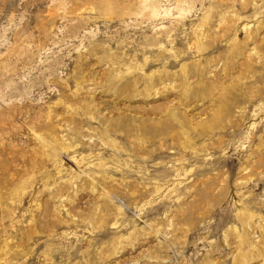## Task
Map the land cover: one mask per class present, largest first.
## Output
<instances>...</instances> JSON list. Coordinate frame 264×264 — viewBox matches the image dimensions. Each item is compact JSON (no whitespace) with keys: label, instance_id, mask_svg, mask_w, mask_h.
Returning a JSON list of instances; mask_svg holds the SVG:
<instances>
[{"label":"rangeland","instance_id":"rangeland-1","mask_svg":"<svg viewBox=\"0 0 264 264\" xmlns=\"http://www.w3.org/2000/svg\"><path fill=\"white\" fill-rule=\"evenodd\" d=\"M0 264H264V0H0Z\"/></svg>","mask_w":264,"mask_h":264}]
</instances>
